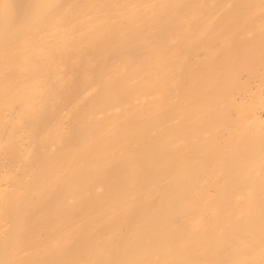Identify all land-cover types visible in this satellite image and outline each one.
<instances>
[{
    "label": "bare ground",
    "instance_id": "1",
    "mask_svg": "<svg viewBox=\"0 0 264 264\" xmlns=\"http://www.w3.org/2000/svg\"><path fill=\"white\" fill-rule=\"evenodd\" d=\"M0 264H264V0H0Z\"/></svg>",
    "mask_w": 264,
    "mask_h": 264
}]
</instances>
